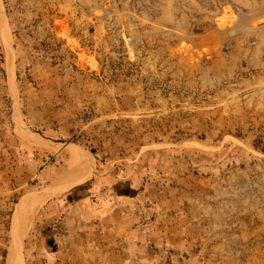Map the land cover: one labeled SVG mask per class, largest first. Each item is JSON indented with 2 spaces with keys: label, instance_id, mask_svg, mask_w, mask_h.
I'll return each instance as SVG.
<instances>
[{
  "label": "rangeland",
  "instance_id": "1",
  "mask_svg": "<svg viewBox=\"0 0 264 264\" xmlns=\"http://www.w3.org/2000/svg\"><path fill=\"white\" fill-rule=\"evenodd\" d=\"M0 14V264L27 197L23 264H264V0H0ZM28 135L92 165L42 200L61 164ZM95 194L107 218L83 211Z\"/></svg>",
  "mask_w": 264,
  "mask_h": 264
},
{
  "label": "bare ground",
  "instance_id": "2",
  "mask_svg": "<svg viewBox=\"0 0 264 264\" xmlns=\"http://www.w3.org/2000/svg\"><path fill=\"white\" fill-rule=\"evenodd\" d=\"M4 24H5V20L0 14V30L2 32L5 45L7 47V52L9 54L10 42H9L8 32L5 29ZM10 80L11 82L13 81V76L10 77ZM25 137L29 141L42 145L43 147L49 149L53 153H56V155L59 157V162L61 164V171H60L59 176L57 177V179H55L56 181L52 185L50 191L48 192V195H45L42 198V200L50 196H54L55 194H59L63 192L65 189H67L70 185L76 183L81 174H79V176L78 175L75 176V174H73L74 170H77L79 168H81L82 170L87 169L88 167L92 165L89 154H87L81 146L75 143H67L65 146L61 148L62 144L58 140L50 136H47V135H28ZM64 176H66V178ZM62 178H65L66 181L61 182ZM29 198L31 197H27L19 204V210L17 213L18 225L16 228H14L12 247L9 253V263L10 264H23V260L21 256V248H22L21 240H23L27 234V231L32 221V217H28L23 222H22L21 217L25 214L27 210L25 206L28 203ZM42 200L40 201L38 200V203L36 204V206H38V204L41 203ZM21 228L24 229L22 237H20Z\"/></svg>",
  "mask_w": 264,
  "mask_h": 264
},
{
  "label": "trees",
  "instance_id": "3",
  "mask_svg": "<svg viewBox=\"0 0 264 264\" xmlns=\"http://www.w3.org/2000/svg\"><path fill=\"white\" fill-rule=\"evenodd\" d=\"M93 153L95 154V151H93ZM95 177V176H94ZM93 177V178H94ZM93 178L85 185H82V186H79L76 188V190L78 191H87L91 186L92 187H95L96 189L97 188H100L98 185L94 184L93 183ZM88 195H89V192H88ZM93 195V194H92ZM86 202H89V203H86ZM85 205H89L91 207H95L97 209H102V211L96 213L94 216L95 217H100V218H107L108 214L104 212V203L99 205L98 203L96 204V194L95 196H88L87 198V201H85L83 204H82V209L83 211L86 210V206ZM104 208V209H103ZM86 212V211H85Z\"/></svg>",
  "mask_w": 264,
  "mask_h": 264
},
{
  "label": "crops",
  "instance_id": "4",
  "mask_svg": "<svg viewBox=\"0 0 264 264\" xmlns=\"http://www.w3.org/2000/svg\"><path fill=\"white\" fill-rule=\"evenodd\" d=\"M93 176H95V175H93Z\"/></svg>",
  "mask_w": 264,
  "mask_h": 264
}]
</instances>
